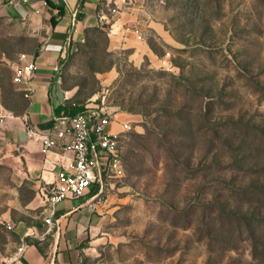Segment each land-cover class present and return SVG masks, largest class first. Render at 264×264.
Here are the masks:
<instances>
[{"label": "rangeland", "instance_id": "1", "mask_svg": "<svg viewBox=\"0 0 264 264\" xmlns=\"http://www.w3.org/2000/svg\"><path fill=\"white\" fill-rule=\"evenodd\" d=\"M118 10L121 28L155 55L134 56L110 44L109 28L91 29L60 71L70 103H104L133 125L97 263L264 264V0H133ZM46 31L43 18L0 14L7 110L27 106L15 68ZM36 197L0 141V244L17 240L8 217L43 211Z\"/></svg>", "mask_w": 264, "mask_h": 264}, {"label": "crops", "instance_id": "2", "mask_svg": "<svg viewBox=\"0 0 264 264\" xmlns=\"http://www.w3.org/2000/svg\"><path fill=\"white\" fill-rule=\"evenodd\" d=\"M123 1L30 0L15 6L8 0H0V14L43 18L47 30L37 49L28 53L36 61L33 77L27 83L18 84L27 106L20 113L9 110L10 114L0 130V141L21 162L25 176L37 191L36 200L40 199L45 204L40 214L7 218L17 236L16 242L0 244V259L7 260L9 264H98L99 248L105 240L103 228L107 215L104 204L97 203L94 207L89 201L90 194L65 198L54 207V219L59 220L60 228L50 229L45 222L49 209L42 187L54 183L62 169L72 167L74 154L58 146L45 155L41 143L28 136L26 125L48 129L53 125L54 115L59 114L58 107L70 103L62 86L60 71L64 58L83 40L87 28H109L110 44L132 49L134 56L152 58L155 55L149 42L134 35L135 29L119 25L118 14L123 12L118 8ZM53 15L55 25L51 22ZM110 23L111 27L107 25ZM118 25L121 29L117 31ZM127 122L130 121H121L114 116L109 129L120 131ZM21 246H24L23 250H19Z\"/></svg>", "mask_w": 264, "mask_h": 264}, {"label": "built area", "instance_id": "3", "mask_svg": "<svg viewBox=\"0 0 264 264\" xmlns=\"http://www.w3.org/2000/svg\"><path fill=\"white\" fill-rule=\"evenodd\" d=\"M30 0H8L18 6ZM132 2L133 0H124ZM36 70L34 57L28 53L21 55V63L15 68V82L27 83ZM10 111L0 101V130ZM115 114L107 105H86L78 114L62 111L53 117V125L42 129L32 124L26 125L30 138L41 143V150L49 155L55 147H62L73 152L74 159L71 168L59 171L54 183L42 187L46 198L49 216L45 222L50 229L59 230V220L54 219L55 205L68 197H80L90 194L89 201L95 207L97 203L104 204L112 180L125 174V164L122 154L121 138L125 132L133 128L131 122L123 124L120 131H111L110 124ZM21 246L19 250H23ZM0 264H9L0 259Z\"/></svg>", "mask_w": 264, "mask_h": 264}, {"label": "trees", "instance_id": "4", "mask_svg": "<svg viewBox=\"0 0 264 264\" xmlns=\"http://www.w3.org/2000/svg\"><path fill=\"white\" fill-rule=\"evenodd\" d=\"M60 12H62V10H60ZM51 22L53 23V25H55V16L53 15L51 17ZM91 29H101V27H89L86 29L85 34L91 30ZM24 99L26 100V98L24 97ZM26 104H27V100H26ZM86 105L83 104H65L63 106L58 107V113H61L62 111L69 113V114H78L80 112H82L85 109Z\"/></svg>", "mask_w": 264, "mask_h": 264}]
</instances>
